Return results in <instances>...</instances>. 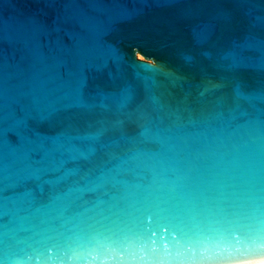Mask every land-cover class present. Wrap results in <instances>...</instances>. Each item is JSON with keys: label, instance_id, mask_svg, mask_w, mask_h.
Here are the masks:
<instances>
[{"label": "water", "instance_id": "obj_1", "mask_svg": "<svg viewBox=\"0 0 264 264\" xmlns=\"http://www.w3.org/2000/svg\"><path fill=\"white\" fill-rule=\"evenodd\" d=\"M262 241L264 0H0V264Z\"/></svg>", "mask_w": 264, "mask_h": 264}, {"label": "snow or ice", "instance_id": "obj_2", "mask_svg": "<svg viewBox=\"0 0 264 264\" xmlns=\"http://www.w3.org/2000/svg\"><path fill=\"white\" fill-rule=\"evenodd\" d=\"M255 244L256 242L252 240L251 237L240 236V237L235 238L236 247L234 250L240 252L241 254H244L248 252ZM259 247L264 249V241L260 242Z\"/></svg>", "mask_w": 264, "mask_h": 264}]
</instances>
